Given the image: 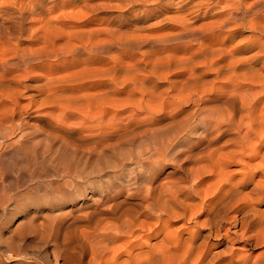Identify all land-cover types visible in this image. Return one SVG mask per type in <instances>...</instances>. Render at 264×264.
Returning a JSON list of instances; mask_svg holds the SVG:
<instances>
[{
	"label": "bare ground",
	"instance_id": "obj_1",
	"mask_svg": "<svg viewBox=\"0 0 264 264\" xmlns=\"http://www.w3.org/2000/svg\"><path fill=\"white\" fill-rule=\"evenodd\" d=\"M110 2L0 0V166L61 182L65 165L37 140L99 160L136 137L163 134L157 113L169 107L166 127L182 126L173 146L197 135L177 162L184 175L157 181L166 160L159 146L145 152L153 172L142 182L115 177L101 188L96 180V193L75 190L68 203L65 181H56L55 204L33 203L17 223L44 256L17 252L10 237L0 240V259L264 264V0H124L116 7H155L121 18L103 15L115 9ZM172 5L176 14L166 16ZM202 9L210 22L197 25ZM157 13V28L138 25ZM140 109L146 117L135 125ZM234 163L240 169L228 170ZM14 209L0 199L1 211Z\"/></svg>",
	"mask_w": 264,
	"mask_h": 264
},
{
	"label": "rangeland",
	"instance_id": "obj_2",
	"mask_svg": "<svg viewBox=\"0 0 264 264\" xmlns=\"http://www.w3.org/2000/svg\"><path fill=\"white\" fill-rule=\"evenodd\" d=\"M109 1H111L110 3L113 4V6L116 10L110 9L108 12H106V13L104 12L103 15L112 14L113 16H115L117 18H121L124 15H128L129 12H130L129 14H131L133 8H134V10H137L139 8L152 9L155 7L153 4H146V8H145V5H143V6L139 5L141 7H139V6L137 7V5H136V6H133L131 8L129 6V7H126L125 9L124 8L122 9V8H118L119 6L116 7V5L118 3L119 4L123 3V5H126V3H128V2H125V4H124V2H123L124 0H122V1L121 0H118V1L117 0H109ZM212 5H214V3L210 5V7H213L214 10H215V8H216V10L218 9L217 6L215 7V5L214 6H212ZM174 8H175V6L172 5V7L170 9L171 11L169 10V12L166 14V16L171 15V14H172L171 16L175 15L176 13H175V10H173ZM127 10H129V11H127ZM124 12L126 14H124ZM203 12H204V9H202L201 16H199V19L196 21L197 25H199L201 22H204V23L210 22L209 17H203L204 16ZM159 14L160 13H157L153 17H144L143 18L144 20L142 19V21H140L138 25H140V26L146 25L148 27V25H152V23H153L152 26H154L155 25L154 22L158 23L157 21H159V18H161V16H162L161 14H160L161 16ZM157 15H159V16H157ZM162 17H164V16H162ZM161 20H162V18L160 19V21ZM197 22H200V23H197ZM201 24H203V23H201ZM146 26H145V28H146ZM154 27L157 28V25ZM168 27L169 26H167V29H168ZM152 28L146 29V30L147 31L151 30V33H152V30H155L154 28L153 29ZM146 30L142 31V34L147 32ZM154 32L155 31H153V33ZM147 33H145V34H147ZM144 46H146V45H144ZM144 46L140 49L141 51L148 49L147 46L146 47H144ZM143 107H144V105H143ZM191 107L192 106L190 105L188 108L187 107H184V109L182 108L183 109L182 112H179L175 117L176 120H175V118H174V120L175 121L181 120L184 117L185 112L188 113L189 111L192 110ZM172 112L173 111H170L169 107H166L161 112L157 113V115L160 116L159 117L160 119L158 121V124L155 125V127L156 128L160 127V129H161V127L165 126L164 128L165 129L167 128V129H166V131H165V129L164 130L162 129L163 134H161L162 132L160 130L159 133L156 132L157 134H154L155 135L154 137H152L153 135L152 136L147 135V136L139 137V138L136 137V138H134L135 140L132 139V142L130 141L129 143H125V144L121 145V147H119V148H115L112 151L110 150L109 152L106 153V155L104 154L103 157L101 156L102 157L101 159L99 157V160H98V158L96 159V157L95 158H88V156L86 157L85 154L81 153V152L77 153V152H73L71 150L64 152L62 150L56 149V147H52L50 142H48L44 139L37 140V142H36L37 147L40 151L45 152L47 154L49 152V149L50 150L52 149V151H54V154H53L54 155V163L58 166L65 165V167H66L65 168L66 170L64 172L65 175L63 178H61V182H60L59 178L50 177L49 176L50 174L48 175V171H46L47 173L45 172L44 174L33 175L32 174V168L28 167V168H25L24 170L22 169L23 171L21 169H20V171L18 169L17 170L15 169L12 172H9V174L7 173V175H6V171L3 170L4 167L0 166L2 168V169L0 168V170H1L0 171V199L5 201V202L8 200H11L15 204V209L10 211V212L6 213V212H3L0 210V228L2 227L0 229V236L4 238L3 239L0 237V240L2 239V241H3V240H7L8 238L12 237L13 240H11V243H12L13 247L17 250V252L26 253L33 258L38 257L41 259V256H44V253H43V255H41V252H43V249H44L42 246H40L39 244L32 241L27 235L25 236V235L19 234L21 232L23 233L24 225L21 224V225L17 226V223L20 222L22 217L29 212V210L31 208V206H30L31 204L38 203V202L39 203L44 202L45 204H43V205H47L46 203H49L51 205L55 204L56 201L53 198V194L51 192L53 189H55L53 187L56 186V185H54V182H56V181L60 184L64 183V181H65V184H64L65 187L63 189H66V190H64L66 198L70 197V195L72 198L73 191H75V190H77L79 193H81V192H86L87 194L96 193L97 190L99 189L98 185L96 186V183H97L96 180H100L101 182H103L102 183L103 185L101 184V186H100L101 188H106L109 183L115 182L116 181L114 179L115 177H117V181L118 180L121 181L120 179H122L124 181L138 180V182H142L143 179L146 180L147 177L150 174H152L151 172H153V171H150L151 167H149V165H147L149 163H147L148 160H147L146 154L150 150L152 151L153 149H156L159 146H160L159 147L160 149L162 147V152L166 155V160H165L166 162L163 161V163L160 165V168H159L160 171L158 169L159 173L157 175V181L159 180L158 182H160V181H163L167 178H171V177L175 178V176L177 177V176L184 175L182 169L179 168L180 167L178 165L179 163H177V162H178V160H179V162L182 161L183 155L189 146L188 143H190V145H191L192 140L196 141L197 135L195 137V134L193 135V133H189L187 137L190 139V141L186 137L187 139L183 138L184 141L183 140L181 141L182 144L180 143V144H178V146H176V145L173 146V143L176 140L174 137L175 133H176L177 129L178 130L180 129L179 126H181V125H177L179 128L175 127V126L171 127V128L166 127V126H168V123L170 121H172L171 117H169L172 115ZM145 113L146 112L143 109L138 110L136 118H135V120H133L134 124L136 123L135 125L140 124V122H141L140 120L146 117ZM169 125H171V122ZM137 127L135 128V131H137V129L138 130L140 129L139 127L138 128ZM172 128L175 129V131ZM171 133L172 134L174 133V134L172 135ZM158 134H160V135H158ZM192 137H194V138H192ZM172 138H174V139H172ZM221 140L218 143L219 145H221ZM222 142H223V140H222ZM193 143H194V141H192V144ZM175 146H176V148H175ZM183 148H186V150ZM203 148H204V146H203ZM203 148H198L197 150H201V149L203 150ZM167 150H168L169 154H168V152H166ZM227 150H229V149H227ZM145 152H147V153H145ZM197 152H199V151H197ZM143 154H144V158H143ZM145 156H146V159H145ZM167 156H168V158H167ZM170 158H171V160H170ZM140 159H143V160H140ZM172 159H174V160H172ZM237 159H239V158L236 157V161H237ZM145 160H147V162H144ZM233 160L235 161L234 158H233ZM190 163H191V165L193 164L192 161L188 162V164L185 163L184 168H188V166H190ZM146 165H147V168H146ZM172 165H173V167H172ZM177 167H178V171H176ZM237 168H238V170L240 169V164L234 163L229 167L228 170L236 171ZM172 169L175 171V173ZM3 171H4V173H3ZM143 171H145L146 173L145 172L143 173ZM148 172H150V174ZM170 173H172V175ZM178 173L180 175H178ZM2 174H4V175H2ZM168 175H170V177H168ZM207 179H208V174H206V180ZM109 180L110 181L112 180V181L108 182ZM107 182H108V184H106ZM204 182H206V181L204 180ZM118 188H119V186H118ZM120 188H121V186H120ZM71 198H70V200H71ZM53 199L55 202H53ZM70 200L67 198L68 203ZM50 202H52V203H50ZM196 202H198L197 199H196L195 203ZM15 221H16V223H15ZM9 222H10V224H9ZM181 223L182 222H178L176 224V226L177 225L179 226ZM7 227H8V230H7ZM262 250H263L262 248L254 249L252 251V254L253 255L259 254ZM48 251H50V249ZM53 263L54 262L52 261V264ZM0 264H16V263L13 260H7L3 257L0 259Z\"/></svg>",
	"mask_w": 264,
	"mask_h": 264
}]
</instances>
